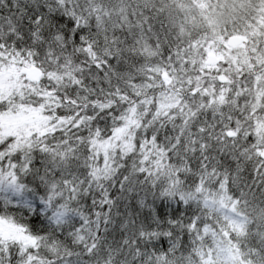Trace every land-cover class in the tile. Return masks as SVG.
<instances>
[{
  "label": "snow or ice",
  "instance_id": "6c2138e0",
  "mask_svg": "<svg viewBox=\"0 0 264 264\" xmlns=\"http://www.w3.org/2000/svg\"><path fill=\"white\" fill-rule=\"evenodd\" d=\"M0 264H264V0H0Z\"/></svg>",
  "mask_w": 264,
  "mask_h": 264
}]
</instances>
